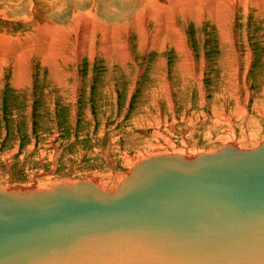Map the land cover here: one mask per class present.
Segmentation results:
<instances>
[{
	"label": "rangeland",
	"instance_id": "rangeland-1",
	"mask_svg": "<svg viewBox=\"0 0 264 264\" xmlns=\"http://www.w3.org/2000/svg\"><path fill=\"white\" fill-rule=\"evenodd\" d=\"M174 1L0 0V188L264 143V0Z\"/></svg>",
	"mask_w": 264,
	"mask_h": 264
},
{
	"label": "water",
	"instance_id": "water-1",
	"mask_svg": "<svg viewBox=\"0 0 264 264\" xmlns=\"http://www.w3.org/2000/svg\"><path fill=\"white\" fill-rule=\"evenodd\" d=\"M192 163L64 201L0 189V264H264V154Z\"/></svg>",
	"mask_w": 264,
	"mask_h": 264
},
{
	"label": "bare ground",
	"instance_id": "bare-ground-1",
	"mask_svg": "<svg viewBox=\"0 0 264 264\" xmlns=\"http://www.w3.org/2000/svg\"><path fill=\"white\" fill-rule=\"evenodd\" d=\"M142 3H145L148 5L147 2H151V0H141ZM173 2H175L174 0H171ZM179 1V0H178ZM201 4H203V2L200 3V6H202ZM75 15H76V10L74 11ZM74 16V15H73ZM95 17V16H94ZM229 136V135H228ZM233 140L228 141L223 147L219 148L216 151H208L205 152V154H200V155H186L184 154L185 151L180 150V151H176L172 154L170 153H164V154H156L153 155L151 157H144L140 160L137 161V164L130 170L129 175L127 177H125L124 179H127L129 177L135 176V179H143L146 178L148 176V173L152 172L153 170H156L158 167L162 166L161 163H171L173 164V166H180V168H185L189 166V162H193L194 163H204L208 160H212L213 158H222V157H237V156H246V155H252L254 153L257 154H264V143H254V145L252 146L253 148H247L249 147L247 144V146H243L244 144L241 145H237L238 143L236 142V144L234 143V138L232 137ZM229 140V139H228ZM262 142V141H261ZM214 150V149H213ZM170 154V155H168ZM138 177V178H137ZM219 178H224V176H221ZM123 179V180H124ZM122 180V181H123ZM98 180L96 179V176H91L90 179L88 180H81L78 182H85L86 184L82 185L81 187H79V190L81 192H83L84 194L86 193H96L99 191H103V192H108V193H114L117 188L119 186L116 187V189L114 191H111L112 189H109V191L107 189H102L104 187H100L99 183L96 184ZM121 181V182H122ZM77 183V182H76ZM60 184H67V185H71V183H60ZM75 184V183H72ZM116 184V183H115ZM121 184V183H120ZM53 185V183L49 184L48 186L46 185V189H38V190H23V189H15V188H0L3 189L7 192H11V196H15L16 199L21 198L22 196L26 195L31 199H48V198H55V200H65L64 197L61 196V194L63 193H59V192H55L53 191V187H51ZM58 185V184H57ZM103 185V184H102ZM93 188H92V187ZM114 186V185H112ZM110 187V186H109ZM26 189V188H24ZM39 196V198H38ZM70 198H75L73 197L71 194L68 195L67 199ZM82 200L85 201V198H80ZM64 205V204H62ZM64 206H68V205H64ZM68 208V207H67ZM69 209V208H68Z\"/></svg>",
	"mask_w": 264,
	"mask_h": 264
}]
</instances>
